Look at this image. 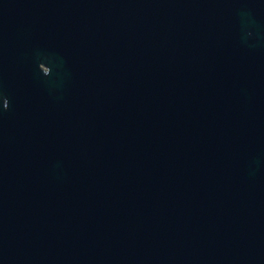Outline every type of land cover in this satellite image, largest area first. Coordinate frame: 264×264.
I'll return each mask as SVG.
<instances>
[{"label":"water","instance_id":"obj_1","mask_svg":"<svg viewBox=\"0 0 264 264\" xmlns=\"http://www.w3.org/2000/svg\"><path fill=\"white\" fill-rule=\"evenodd\" d=\"M0 264H264V0H0Z\"/></svg>","mask_w":264,"mask_h":264}]
</instances>
